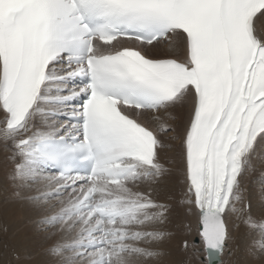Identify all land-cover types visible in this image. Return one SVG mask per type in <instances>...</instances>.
I'll use <instances>...</instances> for the list:
<instances>
[{"label":"snow or ice","instance_id":"6c2138e0","mask_svg":"<svg viewBox=\"0 0 264 264\" xmlns=\"http://www.w3.org/2000/svg\"><path fill=\"white\" fill-rule=\"evenodd\" d=\"M177 106L182 132L159 115ZM168 133L208 256L233 216L264 231L241 186L264 142V0H0V139L17 187L61 204L41 220L73 234L50 248L56 264L161 255L169 207L140 185L163 173Z\"/></svg>","mask_w":264,"mask_h":264},{"label":"bare ground","instance_id":"6f19581e","mask_svg":"<svg viewBox=\"0 0 264 264\" xmlns=\"http://www.w3.org/2000/svg\"><path fill=\"white\" fill-rule=\"evenodd\" d=\"M128 43L131 42L129 41ZM151 51L157 55H164L167 54L168 47L166 44H158L155 46V48L151 49ZM159 115L162 121L172 124L173 126L177 127L178 132H182L183 126L188 118V108L187 106L184 107L177 106L176 108L168 109L166 112L165 110H161ZM168 136H175L176 138L170 140L168 139ZM162 138L164 139L166 145H168V147L160 151V163L163 165L164 171L161 174V176L157 178V181L155 183L153 182L151 185L144 183L141 184L140 187L145 191H147L149 187H151V189H153V199L157 200L162 204H166L169 207V211L167 213V220L164 223L166 229L167 228L172 229L176 219L178 221L177 216H179V219H185V221L186 220L189 221L190 227L189 225L187 226L185 223L184 225L187 226V230L189 229L188 231H190L191 233L190 236L198 235V237H200L198 233L197 218L194 214L189 212L188 210L189 205L186 203L187 185L184 176V163L182 158L180 137L177 133H168L163 135ZM175 145H176V149L174 148ZM16 162H18V158L16 159L13 158L12 143L11 142L6 143L2 139H0V222H1L0 236L1 235L3 236L1 240L2 242L0 243V264H56L57 258L53 256L51 252L48 250H50V248L55 244L63 243L71 239L73 234L62 232L60 230V226L51 228L47 233H45L44 231L41 232V234L37 232L38 225H41V230H44L43 226L44 228L49 226L42 224L41 220L45 217H51V215L54 213V209L56 207L55 205L59 204L61 209V204L58 202V200H56V198H53L47 202H35L30 200L29 199L30 196L36 195V189L35 188L19 189L17 187L19 181L13 179L14 165ZM263 176H264V142H261L260 145L257 147V154L253 158L251 166L249 167L248 171L244 174V176L241 179V186L243 190L242 195L244 198L243 202L250 206L249 214L260 222H264V191H263L264 186L258 185L257 182ZM17 192H19L20 195H17ZM181 199L182 202L180 201ZM173 202L177 203L174 205L175 207L177 205L175 209L173 208L174 206H172ZM47 213L49 214L48 216H46ZM55 214L57 213L55 212ZM181 222L183 223V220ZM239 223L241 222L238 219L235 220V216H233L229 220L230 239L228 242L231 243L233 241V243H235L237 241L235 244L236 246L237 244L242 245L240 240L242 236H246V234L241 236V234H243L240 233L242 232L241 230L242 227L239 230H237V233H234V231L236 232L235 228L236 226H238ZM179 224L178 226H180ZM20 225H23V228L16 231ZM176 226L174 228H176ZM250 229L252 230L251 231L252 235L251 234L247 235L246 237L247 239L244 237L249 242L247 243L248 244L247 252L244 251L246 252L244 257L245 259L244 261H242V263L241 261L238 260L240 262V263L238 262V264H264V251L260 250V245L262 243L260 242V244H258V242L256 243V241L254 240V238L255 239L258 238L257 236L263 237L264 231H261V228L259 226L250 227ZM179 230L180 229H178V231ZM170 232H174V231H170ZM190 236L188 237L191 238L192 236L191 237ZM168 237L169 236H166L162 240V242H159L158 243L159 246L156 245L158 246V248L161 247L160 249L161 255L156 260L150 261L149 264L172 263L173 256H172V252L169 253V250L172 251V249H174V244L176 240H175V235L173 238L172 237L168 238ZM186 237L187 235L185 236V239H187ZM179 238L181 239L182 237L180 236ZM179 238H177L178 241H180ZM244 240L242 242H244ZM261 241L264 242V237L261 239ZM196 245H198V247L201 248L199 250L200 252L202 251V253H199V251L197 252L198 255L202 254L203 256L202 258L203 264H207L206 254L205 251L203 250L204 246L201 241V238H200V243L198 242V244ZM241 245H239L240 248L242 247ZM179 246H177V248ZM45 247L48 249L44 250ZM239 247L237 248L239 249ZM39 248L42 249L38 253H36V251ZM237 248H234L233 245L231 246V251H233V253L231 251L230 252L231 254H233V257H231L232 255L229 257L232 258V261L235 257V253L239 252V250L238 251L236 250ZM178 249L182 250L181 248ZM190 249H187V251L188 250L190 251ZM242 249H244V246L242 247ZM25 253L26 256L29 254L31 256L35 255V257H33V259L31 258L32 259L31 261L27 259V261L24 262L23 260H21L20 262L19 258L16 259V261L12 260L14 259L13 256L14 257L18 255L22 256V254ZM180 253H182L183 256V251H180ZM220 255H221V263L218 264H224L225 261H227L228 263L230 262L229 261L230 258L226 255V251ZM246 255H248V257H246ZM31 256H28L27 258ZM197 257L196 259L200 258ZM196 259H192L194 260L193 262H196Z\"/></svg>","mask_w":264,"mask_h":264},{"label":"rangeland","instance_id":"374dc122","mask_svg":"<svg viewBox=\"0 0 264 264\" xmlns=\"http://www.w3.org/2000/svg\"><path fill=\"white\" fill-rule=\"evenodd\" d=\"M174 148L176 149V145L174 146ZM156 181H157V180H156ZM156 181H155V182H156ZM155 182H154V183H155ZM257 183H258V185H263V186H264V176H263L262 178H260V179L258 180ZM263 191H264V187H263ZM56 200H57V199H56ZM180 201L182 202V199H181ZM175 204H177V203H174V202H173V203H172V206H174ZM165 205H166V204H165ZM55 206H56V207H55V209H54V213H53L51 216L56 215L55 212L58 213V212L60 211V206H59V204H58V205H55ZM176 207H177V205H176ZM176 207L174 206L173 208L175 209ZM48 215H49V214L47 213L46 216H48ZM177 217H178V221L180 222V224H179V222H178L177 219H176L175 224H174V226L172 227V229H170V228H167V229H166V227L164 226V223H163L162 225H158V226H157V227H159V226L161 227V228L159 227V229L162 230V231H164V232L167 234V236H169L168 238H171V237L173 238L174 235H175V240H176V242H175V244L173 243V244H174V249H172V251L169 250V253L172 252V256H173V257H172V263H170V264H189V263H190V264H194V263H197V264H198V263H201V262H202V258H203L202 254H199V255H198V252H197L196 250H194V248H196V249H201L200 247H198V245H196V244H198V242L200 243V237H198V235H197V236H196V235H193V236L191 235V236L193 237V238H192V237L190 236V234H191L190 231H188L189 229L187 230V226L189 225V221H187V220L185 221V219H179V216H177ZM182 220H183V223L181 222ZM235 220H237L236 217H235ZM35 221H36V219H35ZM239 221H240L241 223L243 222L242 220H239ZM184 223H185L187 226L184 225ZM241 223H239L238 226H236V228H235L236 232L234 231V233H237V230H239V229L242 227V228H241L242 232H240V233H243V234H241V236L246 234V236H242L243 239L241 238V240H240L241 243H242V245H241V244H237V246H236L235 244H236L237 241H236L235 243H233V241H232V242L230 241L231 243L228 242L229 244H228V247H227V250H226V255H227L228 257L232 255L231 257H233V254H231V252L233 253V251H231V246H232V245L234 246V248L239 247V245H241L242 247L244 246V249H246V250L242 249V247H241V248L239 247V249L237 248L236 250H237V251L239 250V252H236V253H235V257H234L233 261H232V258H231V257H229L230 260H229V258H228V260L230 261V262H229L230 264H238L239 261H241V263H242V261H244V259H245V258H244V257H245V253L247 252V249H248V244H247V243H249V242H248V240H246V239H247L246 237H247V235L251 234V231H252L251 229H252V228L250 229V227H249V226H246L245 223H242V224H241ZM0 224H1V222H0ZM36 224H37V223H36ZM178 224H179L180 226H178ZM182 224H183V225H182ZM23 225H24V224H23ZM23 225H20V226L17 228L16 231L22 229V228H23ZM176 225H177V226H176ZM240 225H241V226H240ZM59 226H60L59 223H57V224H52V225H49V226L46 227V228H44V226H43V229H44V230H41V225H38V230H37V232H39L40 234H41V232H43V231H44L45 233H47L51 228L59 227ZM175 226H176V228H174ZM178 227H179V228H178ZM184 227H185V228H184ZM189 227H190V225H189ZM246 227H247V228H246ZM177 228L180 229V230L178 231ZM244 228H246L247 230L244 229ZM169 229H170V230H169ZM174 229H175V230H174ZM183 229H184V230H183ZM243 229H244V230H243ZM167 230H168L169 232H168ZM170 231H174V232H170ZM175 231H176V232H175ZM182 231H183V232H182ZM245 231H246V232H245ZM247 231H248V232H247ZM37 232H35V233H37ZM186 232H188V233H186ZM0 233H1V229H0ZM39 233H37V234H39ZM178 233H179V235L182 237L181 239L179 238L180 236L178 235ZM183 233H185V234H183ZM182 234H183L184 236H183ZM188 234H189V235H188ZM186 235H187V237H186L187 239L189 238L188 236H190V237L192 238V239H191V238L188 239V242L191 240V241H190L191 243L189 242V244H188V247H189V248H187V249H190V248H191L190 251L188 250V251L191 252V253H189V252H188L187 250H185V248L183 247V240H187V239H185V236H186ZM251 235H252V234H251ZM177 236H178V237H177ZM241 236H240V237H241ZM183 237H184V238H183ZM244 237H245L246 239H245ZM257 237H258V238H256V239L254 238V240L256 241V243L258 242V244H260V242H261L262 244H264V242L261 241V239H262L264 236H263V237H262V236H261V237L257 236ZM2 238H3V236L1 235V236H0V243L2 242V241H1ZM177 238H179L180 241H178ZM244 239H245V240H244ZM69 240H70V239H69ZM243 240H244L245 244H244V242H242ZM177 244H178V245H177ZM181 244H182V246H181ZM192 244H194V245H192ZM230 244H231V245H230ZM179 245H180L181 247H180ZM191 245H192V246H191ZM158 246H159V245H158ZM158 246H156V247H158ZM177 246H179L178 248H181L182 250L178 249ZM194 246H195V247H194ZM235 246H236V247H235ZM192 247H193V248H192ZM41 249H42V248H39V249L36 251V253H38ZM46 249H48V248L45 247L44 250H46ZM158 249H159V251H160L161 247H159ZM179 250H180V251H183V256H182V253H180ZM191 250H193V251H191ZM48 251H49V250H48ZM185 251H186V252H185ZM230 251H231V252H230ZM242 251H243V252H242ZM244 251H246V252H244ZM194 252H195V253H194ZM241 252H242V254H241ZM188 253H189V256H188ZM193 253H194L195 255H194ZM199 253H202V251L200 252V250H199ZM237 253L240 254V255H238ZM31 254H32V253H31ZM186 254H187V255H186ZM191 254H193V255H191ZM196 254H197L198 257L196 256ZM247 254H248V253H247ZM32 255H33V254H32ZM185 255H186V256H185ZM226 255H225V257H226ZM18 256H20V257H18ZM18 256H15V257L13 256L14 259H12V260H15V261H16V259L19 258L20 262H21V260H23V262H24V261H27V259H29V261H31V260L33 259V257H35V255L31 256V255H29V254L26 256V253H25V254H22V256H21V255H18ZM23 256H25V257H23ZM28 256H31V257L27 258ZM191 256H193V257H191ZM194 256H195V257H194ZM237 256H238V257H237ZM196 257H197V258L200 257V258H199V259H196ZM225 257H224V258H225ZM246 257H248V255H246ZM22 258H23V259H22ZM31 258H32V259H31ZM187 259H188V260H187ZM190 259H191V260H192V259H196V262H193L194 260H192V263H191V260H190ZM173 260H174V261H173ZM238 260H239V261H238ZM189 261H190V262H189ZM226 262H227V261H225L224 264H229L228 262H227V263H226ZM231 262H233V263H231ZM239 263H240V262H239ZM201 264H203V262H202Z\"/></svg>","mask_w":264,"mask_h":264},{"label":"water","instance_id":"95a60500","mask_svg":"<svg viewBox=\"0 0 264 264\" xmlns=\"http://www.w3.org/2000/svg\"><path fill=\"white\" fill-rule=\"evenodd\" d=\"M205 254H206L207 264H218V263H221L220 255H219V257H216V256L209 257L206 252H205Z\"/></svg>","mask_w":264,"mask_h":264}]
</instances>
